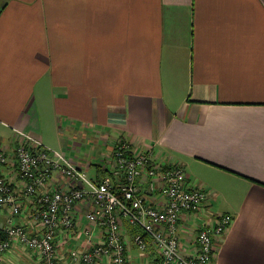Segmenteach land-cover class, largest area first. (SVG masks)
Returning <instances> with one entry per match:
<instances>
[{
    "label": "crops",
    "instance_id": "1",
    "mask_svg": "<svg viewBox=\"0 0 264 264\" xmlns=\"http://www.w3.org/2000/svg\"><path fill=\"white\" fill-rule=\"evenodd\" d=\"M14 129L71 151L98 180L119 140L151 147L213 193L212 212L234 216L216 264H264V0H0V139L9 148ZM20 202L17 222L40 232L35 198ZM87 210L84 201L76 229L59 235V264H74L69 251L89 227L102 239ZM10 217L0 211V227ZM194 224L180 227L186 255L196 253ZM123 230L127 264H161L150 237L142 252ZM0 264L42 263L14 244Z\"/></svg>",
    "mask_w": 264,
    "mask_h": 264
},
{
    "label": "built area",
    "instance_id": "2",
    "mask_svg": "<svg viewBox=\"0 0 264 264\" xmlns=\"http://www.w3.org/2000/svg\"><path fill=\"white\" fill-rule=\"evenodd\" d=\"M14 132L13 148L0 139V211L11 212L7 225L0 227L6 234L0 240V259L19 244L42 264H59L57 239L76 229L77 209L85 201L86 219L102 229L103 237L96 242L93 229H86L84 246L69 251L74 264H127L126 224L144 230L146 236L137 234L134 243L144 252L150 237L161 264H216L222 238L235 218L212 212L213 193L198 186L183 166L159 162L151 147L139 149L121 139L114 146L112 170L98 180L64 151L51 149L25 131ZM9 167L17 175L6 174ZM56 181L59 186H53ZM31 197L40 231L35 234L16 219L25 214L20 199ZM184 219L195 222L194 255L182 250Z\"/></svg>",
    "mask_w": 264,
    "mask_h": 264
},
{
    "label": "rangeland",
    "instance_id": "3",
    "mask_svg": "<svg viewBox=\"0 0 264 264\" xmlns=\"http://www.w3.org/2000/svg\"><path fill=\"white\" fill-rule=\"evenodd\" d=\"M56 143V142H55ZM53 144V145H46V146H48V147H50L51 149H54V150H62L61 149V147L59 146V145H57V144ZM81 143V142H80ZM7 144V143H6ZM72 144V146H73V144L74 143H71ZM81 145H82V143H81ZM76 146H78V145H76ZM85 146V145H84ZM80 147V146H79ZM81 150L84 152V153H86L85 151H87L88 150V148L87 147H85V149H84V147L83 148H81ZM64 152L65 153H69V156H71V154H72V152L71 151H68V150H64ZM75 156H78V153H75ZM91 177V176H90Z\"/></svg>",
    "mask_w": 264,
    "mask_h": 264
},
{
    "label": "trees",
    "instance_id": "4",
    "mask_svg": "<svg viewBox=\"0 0 264 264\" xmlns=\"http://www.w3.org/2000/svg\"><path fill=\"white\" fill-rule=\"evenodd\" d=\"M129 227L133 230V232L136 235L140 233V234H143L144 236H146V234L144 233V230L141 227H135V226H131V225H129ZM5 238H6V234L3 232H0V240H3Z\"/></svg>",
    "mask_w": 264,
    "mask_h": 264
}]
</instances>
